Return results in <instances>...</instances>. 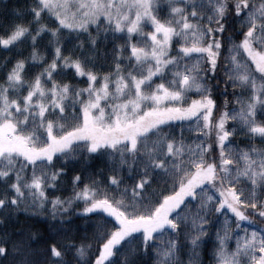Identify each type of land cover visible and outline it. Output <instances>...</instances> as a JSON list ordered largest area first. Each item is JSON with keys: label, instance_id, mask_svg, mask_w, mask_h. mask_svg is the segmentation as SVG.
I'll return each instance as SVG.
<instances>
[{"label": "snow or ice", "instance_id": "snow-or-ice-1", "mask_svg": "<svg viewBox=\"0 0 264 264\" xmlns=\"http://www.w3.org/2000/svg\"><path fill=\"white\" fill-rule=\"evenodd\" d=\"M0 48V264H264V0H30Z\"/></svg>", "mask_w": 264, "mask_h": 264}, {"label": "trees", "instance_id": "trees-1", "mask_svg": "<svg viewBox=\"0 0 264 264\" xmlns=\"http://www.w3.org/2000/svg\"><path fill=\"white\" fill-rule=\"evenodd\" d=\"M28 3H30V1L28 0H3V3H0V10H7L12 8L13 6L20 7L22 5H27ZM255 142L257 145L261 143L260 140H256ZM93 164L99 167L101 161L95 160L93 161ZM64 194L67 195V192H65ZM76 207H82V204H77ZM0 215H3V213H0ZM98 219H100L99 216H92L91 214H78L76 217H74L73 222L75 225H78L75 238L79 240L83 239L85 235L91 234L92 226L90 221ZM17 220L21 223L32 225L34 229H36L45 237L50 234L49 220L45 218V216H34L32 214H26L23 212V210H21L16 216L10 217L8 223L4 225V227L10 230L13 226H19L16 223ZM213 240L214 235L209 239L207 247L202 250L201 259L203 260L204 264H211L212 262L211 253L213 249Z\"/></svg>", "mask_w": 264, "mask_h": 264}, {"label": "rangeland", "instance_id": "rangeland-1", "mask_svg": "<svg viewBox=\"0 0 264 264\" xmlns=\"http://www.w3.org/2000/svg\"><path fill=\"white\" fill-rule=\"evenodd\" d=\"M28 1H30V0H28ZM4 54V52H3V49L2 48H0V55H3ZM178 126V125H177ZM83 206V205H82ZM230 246H233V245H230Z\"/></svg>", "mask_w": 264, "mask_h": 264}]
</instances>
